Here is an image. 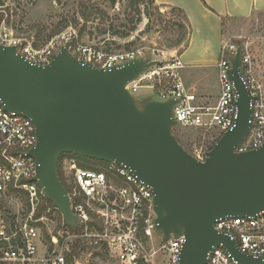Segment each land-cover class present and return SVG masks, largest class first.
Instances as JSON below:
<instances>
[{
    "label": "water",
    "instance_id": "95a60500",
    "mask_svg": "<svg viewBox=\"0 0 264 264\" xmlns=\"http://www.w3.org/2000/svg\"><path fill=\"white\" fill-rule=\"evenodd\" d=\"M0 5L3 3L0 1ZM70 43L47 65L29 61L15 46L0 44V103L32 120L38 142L35 181L71 228H80L59 173L63 154L130 168L152 189L155 230L168 242L183 236L180 264H206L214 248L238 264H264L215 230L219 219L264 212V145L236 152L253 126L256 97L244 75L243 48L230 58L236 90L235 125L204 161L181 145L173 130L176 99L139 98L127 86L162 62L139 57L109 70L78 60Z\"/></svg>",
    "mask_w": 264,
    "mask_h": 264
},
{
    "label": "built area",
    "instance_id": "2783aa9c",
    "mask_svg": "<svg viewBox=\"0 0 264 264\" xmlns=\"http://www.w3.org/2000/svg\"><path fill=\"white\" fill-rule=\"evenodd\" d=\"M76 33H62L43 48L16 35L0 23V44L15 46L29 61L47 65L61 48L70 43L69 51L78 60L109 70L130 60L143 57L136 50L114 51L80 44ZM238 47L225 44L218 62L221 94L214 107L196 105V96L183 80L187 67L178 57L162 60L127 89L135 96L150 90L158 100L176 99L175 118L178 126L201 128L217 132V139L232 129L237 118L236 90L229 78L230 58ZM152 60V59H151ZM244 69L251 66L250 57L243 54ZM252 94L253 126L236 152L259 149L264 145V90L251 71L244 72ZM38 142L32 120L4 109L0 103V264H72L68 256L76 241L96 255H103L107 264H180L185 238L171 235L164 242L155 230L157 219L152 189L140 181L125 165L108 163L98 169L83 167L76 159H66L62 174L73 191L69 193L71 208L79 219V233L68 229L43 233L47 217L36 218L47 199L35 177L37 162L29 154ZM209 150L197 149L192 155L204 161ZM24 199L29 213L21 221L12 214V203ZM215 230L234 239L239 249L248 255L264 258V212L255 217H228L215 223ZM161 236V244L156 236ZM158 245V246H157ZM160 245V246H159ZM100 257V256H98ZM101 259V257H100ZM206 264H238L222 247L214 248Z\"/></svg>",
    "mask_w": 264,
    "mask_h": 264
},
{
    "label": "rangeland",
    "instance_id": "374dc122",
    "mask_svg": "<svg viewBox=\"0 0 264 264\" xmlns=\"http://www.w3.org/2000/svg\"><path fill=\"white\" fill-rule=\"evenodd\" d=\"M0 1L3 3L0 5V23L6 22L18 37L32 43L35 48L45 47L51 39L62 33L75 32L76 41L80 44L114 51L136 50L142 52L145 58L162 61L179 56L186 45L183 43L177 46L187 31L183 17L170 8L158 5L159 8L156 9L150 4H143L142 18L138 21L129 8L130 0H117L114 6L111 0ZM87 5L89 10L86 12ZM96 8L102 12L95 11ZM84 12L92 14L89 20L84 18ZM233 26L235 27L230 30H224L223 46L230 44L243 48V54L245 51L251 61V66L246 71H251L264 90V12ZM223 46L220 45V39L216 38L213 50H216L215 57L218 61L222 56ZM192 68L188 66L182 71L183 80L187 84L190 82L189 73ZM204 77L207 94L215 103L221 94L218 68L209 69ZM137 97L157 99L150 90L140 91ZM173 132L190 154L197 149L213 148L217 142V132L214 130L178 126ZM11 208L16 220L18 213L21 214V221L29 213L24 199L13 201ZM50 213L51 210H48L43 214L48 220H45L46 224H40L43 226V233L49 235L50 232L64 230V220L60 219L56 211H52V217L48 216ZM156 240L161 244V236L157 235ZM95 253L88 248L78 251L72 264H107L105 259H100Z\"/></svg>",
    "mask_w": 264,
    "mask_h": 264
},
{
    "label": "crops",
    "instance_id": "0c3cea01",
    "mask_svg": "<svg viewBox=\"0 0 264 264\" xmlns=\"http://www.w3.org/2000/svg\"><path fill=\"white\" fill-rule=\"evenodd\" d=\"M158 6L176 7L183 10L192 27L189 46L179 54L188 67H193L187 89L196 96V105L214 107L217 102L207 94L204 75L209 69L216 68L213 43L220 39L223 46L224 30H230L237 22L248 21L254 15L264 12V0H155ZM222 48V47H221ZM185 82V81H184Z\"/></svg>",
    "mask_w": 264,
    "mask_h": 264
},
{
    "label": "trees",
    "instance_id": "16d2710c",
    "mask_svg": "<svg viewBox=\"0 0 264 264\" xmlns=\"http://www.w3.org/2000/svg\"><path fill=\"white\" fill-rule=\"evenodd\" d=\"M111 2H112V5L114 6L117 3V0H111ZM201 2L204 5H206L205 0H201ZM143 4H150L151 6H153L156 9L159 8L157 6L155 0H149V3H147V0H130L129 8L133 12V14L138 18V21H141V18H142L143 12L141 10V6ZM87 6H85L86 12L89 10V6L88 7ZM170 9L174 12L179 13L183 17V20L186 22L187 31H186L184 37L177 43V46H180L183 43H185L186 44L185 49H186L189 46V41H190V38L192 35V27L189 23V19L183 10L176 8V7H171ZM95 11L102 12L100 9H97V8L95 9ZM91 15L92 14H86L85 12L83 13V16L86 20H89ZM245 71H246V68L244 69V72ZM218 140L219 139H217V141ZM179 143L181 144L180 141H179ZM211 148L212 147H210L208 150H211ZM66 159H76L81 166L86 167V168H91V169H98V168L108 164L107 162H101L98 160L89 159L87 157H83V156L76 155V154H63L60 158V161H59L58 173H59V177H60L63 185L65 186V188L68 190L69 193H71L73 191V188L66 183L64 176L62 174V164H63L64 160H66ZM48 210H51V213L48 214L49 217H52V215H53L52 211L53 212L56 211L58 213V215L60 216V219L63 220L62 214L58 210L55 209V206L53 205V203L48 199L46 200L45 204H43L42 207L39 208L36 218H40L44 214V212H46ZM63 223H64V221H63ZM64 228L68 229L72 233H79L80 232L78 229L71 228L70 226H68L65 223H64ZM71 250H72V253L69 254V256H68V262L69 263L74 261V257L78 253V251L86 250V247L81 243V241H76L72 244ZM96 256H100L101 258H104L103 255H96Z\"/></svg>",
    "mask_w": 264,
    "mask_h": 264
}]
</instances>
